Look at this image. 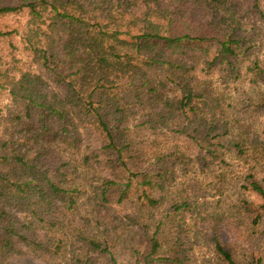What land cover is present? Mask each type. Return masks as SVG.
Instances as JSON below:
<instances>
[{
  "label": "trees",
  "instance_id": "16d2710c",
  "mask_svg": "<svg viewBox=\"0 0 264 264\" xmlns=\"http://www.w3.org/2000/svg\"><path fill=\"white\" fill-rule=\"evenodd\" d=\"M241 1L0 0V22L25 17L21 29H0V44L17 53L4 62L0 52V95L23 107L0 140V264L24 257L22 245L49 264L60 259L65 240L55 231L82 199L99 215L121 206L127 232L118 236L132 264H197L199 194L178 180L199 169L220 194L233 150L253 173L242 188L260 201L241 207L262 218L264 176L252 172L260 162L247 160V134L221 91L240 78L251 48ZM205 4L220 19L192 9ZM263 149L252 142V152ZM106 227L101 240L78 236L72 264H119ZM209 229L217 262L239 264Z\"/></svg>",
  "mask_w": 264,
  "mask_h": 264
},
{
  "label": "rangeland",
  "instance_id": "374dc122",
  "mask_svg": "<svg viewBox=\"0 0 264 264\" xmlns=\"http://www.w3.org/2000/svg\"><path fill=\"white\" fill-rule=\"evenodd\" d=\"M240 7L243 8L241 16L243 19L244 36L247 37V47L249 48L247 59L242 64L241 76L239 79L229 81L230 84L223 86L221 91L224 92L226 99V108L229 112L233 111V120L238 121L242 126V131L247 134V160L258 159L259 165H256L254 171L258 172L257 176H264V152L251 151L253 141H258L264 148V0H242ZM209 7L193 5L192 9L197 10L206 22H212L215 19H220L221 11L218 12V7ZM25 23L24 16H11L0 22L1 30H14L22 28ZM16 47H21L20 39L15 38L12 41ZM0 52L4 55V62H10L11 55H17L9 46V41H4L0 44ZM19 54V53H18ZM23 70L27 69L28 60L21 61ZM26 64V65H25ZM36 70V68H34ZM221 75L217 70L216 77ZM49 84H53L55 78L51 75L46 77ZM55 83V82H54ZM223 83V82H221ZM223 86V87H222ZM243 100H247L245 105ZM231 106L230 108L228 106ZM23 109V107H20ZM18 105H14L5 94L0 95V140L6 135V128H9L11 115L18 114L21 109ZM20 110V111H19ZM53 129L56 130V124H53ZM246 129V130H245ZM237 131L234 132L236 137ZM225 140H228L226 138ZM264 150V149H263ZM235 151L227 153L222 165L225 181L222 185V194H217V185L206 181L200 176L199 169L197 172H192L189 178L182 177L178 180V188L181 189L185 185L193 184L197 186L199 199L194 212L199 213L197 227L203 232H196L199 238V244L195 247V261L197 264H220L218 258L213 253L210 243L204 239V235H211L210 226L217 227L221 242L229 249L237 263L239 264H264V215L261 219L257 218V213H245L242 204L255 203L260 201L255 194L246 191L242 188L245 177L250 176L251 171L247 163V173L242 168L243 162L236 156ZM227 163V165H226ZM247 174V175H246ZM216 174L211 175L212 180ZM190 193V192H189ZM203 197V198H202ZM115 199V197H114ZM130 207L131 205H127ZM93 206L90 202L82 199L77 208L73 210L68 218H62L61 224L55 232H59L57 238L64 237V253L60 259L51 262L50 264H72L75 257L78 256V251L82 245L78 240V236L83 234L85 237H94L101 240L99 232L106 230L108 225L111 236H114V244L116 246L115 255L119 264H132L127 239L123 236H118V233L125 235L127 232L126 223L122 215L124 211L121 206L113 205L110 209V215L92 213ZM209 214L201 211L205 210ZM103 211V210H102ZM17 215L18 219L21 214L12 211ZM213 215V216H212ZM209 216V217H208ZM205 218V222L201 221ZM197 219V217H196ZM121 221L123 224H121ZM216 221V224H215ZM191 223V222H190ZM194 222L192 221L191 224ZM42 232H46L42 230ZM164 235L170 240V229L167 227ZM195 236V233H190ZM116 235V236H115ZM61 236V237H60ZM208 240V239H207ZM124 242L123 245H120ZM169 242L166 243V248H169ZM25 251V256L14 261L15 264H49V257H39L32 253L31 248L22 245Z\"/></svg>",
  "mask_w": 264,
  "mask_h": 264
}]
</instances>
